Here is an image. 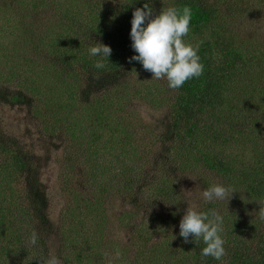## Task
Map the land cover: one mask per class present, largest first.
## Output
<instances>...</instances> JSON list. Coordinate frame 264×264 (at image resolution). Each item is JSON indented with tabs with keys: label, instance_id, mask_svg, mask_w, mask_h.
Wrapping results in <instances>:
<instances>
[{
	"label": "trees",
	"instance_id": "trees-1",
	"mask_svg": "<svg viewBox=\"0 0 264 264\" xmlns=\"http://www.w3.org/2000/svg\"><path fill=\"white\" fill-rule=\"evenodd\" d=\"M110 1L0 0V103L16 112L22 109L29 120L44 119L40 125L46 132L53 121L49 117L54 116L56 123L64 121L73 114L76 102L86 103L90 99V95L81 94L79 81L73 77L72 64L81 62L88 89L111 93L97 105L99 97L85 105L84 114L68 122L72 127L66 133L58 136L55 131L49 132V138L54 140L52 154L61 152L62 160L56 167L64 172L65 189L70 192L73 178L79 184L75 187L79 192L72 196L77 199L81 191L82 196L88 194L90 213L104 209L105 203H109L108 200L104 203V194L115 178L112 175L115 166L105 156L96 157L95 152L107 151L117 133L130 128L124 131L126 137L138 133L142 143L144 139L146 145L151 144L138 162H130L131 173L140 175L137 195L148 189L160 203H169L172 212L162 220L164 224L175 223L185 213L175 202L177 194L185 188L182 181L192 178L206 190L217 184L210 183L212 176H217L220 184L228 174L235 173L232 177L238 183L233 185L236 188L233 196L238 195L235 200L239 202L236 209L232 206L222 216L220 233L226 255L220 260L202 257L205 247L202 239L190 236L185 246L195 252V264H264V220L259 216L264 210V0H118L116 5ZM144 4L154 14L168 7L192 9L185 40L199 44L198 55L204 68L200 77L174 90L168 87L166 79L152 78L139 62H129L137 54L131 47L132 13ZM61 6L66 7L59 11ZM44 10L55 17L48 27L52 29L49 34H43L45 24L40 16ZM97 43L112 49L108 58L89 54L90 47ZM97 61H102L104 68H95ZM56 65L61 68L56 69ZM145 81L153 89L147 87L142 92ZM44 89H48V94H44ZM36 98L39 109L34 106ZM135 98L138 102L134 107ZM114 99L119 100L117 105L112 104ZM147 104V108L155 111L148 122L142 111ZM129 116L133 125L126 121ZM105 120L110 128L100 126ZM6 123H0V264H45L53 251L62 264H92L88 254L98 257L101 263L107 242L100 233L108 225L99 223L94 232L87 228L84 236H65L66 226L69 234L76 232L77 225L84 228L83 213L74 209L61 215L58 229L51 225L40 165L30 162L31 156H25L28 153L23 154V139L20 143L17 131L7 130L13 124ZM81 125H86L88 134H82ZM100 129L111 130L109 138L104 139ZM241 136L253 137L258 143L254 144L255 155L250 161L254 166L236 170L237 165L232 166L236 157L223 158L214 145L224 146ZM119 143L122 151V140ZM170 143L177 145L173 151ZM71 148L86 152L83 163L90 160L96 163L90 162L86 168L82 162H75V158L65 155ZM133 149L131 145L130 151ZM115 158L112 156V160ZM159 165L165 169L160 180L154 172L150 173ZM17 174L24 177V185L16 187L14 194L13 176ZM125 187L124 183L123 190ZM26 201L28 209L24 207ZM206 207L205 213L215 210L213 202ZM22 211L31 222L29 226L20 219ZM33 232L37 234L35 244L30 243ZM52 232L56 237L45 241L44 235ZM140 241L142 250L134 252L132 264H182L175 262L170 253L162 254L157 247L156 250L151 247L147 254L141 253L153 244L146 245L148 239ZM146 255L151 259L145 262Z\"/></svg>",
	"mask_w": 264,
	"mask_h": 264
},
{
	"label": "rangeland",
	"instance_id": "rangeland-1",
	"mask_svg": "<svg viewBox=\"0 0 264 264\" xmlns=\"http://www.w3.org/2000/svg\"><path fill=\"white\" fill-rule=\"evenodd\" d=\"M14 1V0H13ZM111 5H116L117 2L111 0ZM51 4V2L49 3ZM48 4V5H49ZM66 6L58 7L60 9L59 11L63 10ZM53 8V7H52ZM47 10H49L47 8ZM251 10V9H250ZM240 15V14H239ZM245 15H242V18H244ZM41 19L44 21V29L43 34H49L51 33L52 29L48 28L52 25V20L55 19V17L51 16L50 12H46L44 10V14L40 16ZM29 19V18H28ZM60 24V23H59ZM64 25V24H60ZM41 26V24H40ZM7 43V42H6ZM4 42V45L6 44ZM81 62L72 64V71H75L79 74V76L74 72V78L79 81V87L82 90V95L88 96L90 95V99L86 103L82 102H76L73 106L74 112L73 114H70V118L65 117L64 121L57 122L55 121V117L52 116L49 117V119H53L51 123H49V127L46 132L43 133V129L40 125V123L44 119H31L29 120L26 113H23V110L20 109V112H16L15 109H12L8 105L0 103V123L7 122L12 123L13 125L8 127L7 130L12 133L10 130H16L17 131V137L20 138V143H22V139L24 141V149L23 154H26L25 156H31L32 159H30V162L40 165V178L41 182L43 183L44 192L47 196V202H48V209L47 214L49 217L50 224L55 226L57 228L60 225L61 222V215L65 214L67 212H70V209L79 210V212L83 213L81 216L84 223V228L79 229L77 225L76 232L70 233L67 229H69L67 226L64 227L63 231H65V236L71 235L75 237H80L85 235V230L87 231V228L92 232H94V229L97 224L102 223L103 225H108L107 230H104L100 234L102 235L101 238L106 239V245L103 243L101 245L102 247H106L107 252L104 255H101L102 262L100 263L98 260V257L93 256V254H88V258H91L92 264H132V261H134L135 256L132 258V255L135 251L140 252L142 250V245L140 240L148 239L146 245L150 246L148 249L143 250L141 253L147 254L149 250H151V247H156L161 251L162 254L170 253L172 259L175 262H181L182 264H195V252L191 250L190 247L185 246V242L183 239L179 237V222L183 215L177 220L175 223L171 225H167L163 223V219H165L166 215L169 212H172V208L169 206V203H160L161 201L158 200L156 197L151 195L150 190H146L143 193L138 194L141 188V184L139 182L140 175L132 174L129 167L130 162H138L142 156L144 155L145 150H149L151 148V144L146 145V141L143 139V143L141 141V136L135 134L133 136L132 134L127 135V137L131 140H129L126 135L124 134V131H128L130 128H125L124 131L117 133L115 142L109 147L107 151H101L96 150L95 156L96 157H102L105 156L108 158V160H111V163L115 166L114 171L115 173L112 174L115 178L113 182H110L108 185L107 192L104 194L105 199L104 203L108 200V204L104 206V209H97L94 213H90V210L92 208L91 203L86 201V198L89 196L88 194H84L82 191L79 193L80 196L75 199L72 195H76L79 191L76 192V186L79 184L72 178L71 171H68V176L72 178L70 186V192H68L62 185L63 183V177L64 172L62 169L58 170V167H56V163L60 162L62 160L61 152H56L52 154V142L54 141L52 138H49V132L55 131L58 136L62 133H66L70 130L72 126L68 124V122L76 119L78 116H82L84 114V106L89 104L91 100L95 101V97H99L96 101L99 104V101L106 100L109 98V95L111 93L108 92L107 89L104 91H107L108 94L102 92H98L96 89H88L86 85V78L84 75V72L81 68ZM56 69L61 68V65H56ZM71 72V71H70ZM145 79V78H144ZM135 84V83H134ZM120 87V86H119ZM118 87V91H120V88ZM132 87V86H131ZM150 90L149 87H152V84L145 81V84L141 86V91H146V88ZM44 94H48V89L43 90ZM98 92L97 94H95ZM34 101L37 109H39L40 105H38V98H36ZM119 100L114 99L113 105H117ZM138 99H134V107L137 104ZM101 104V103H100ZM143 103H140L139 106L142 107ZM148 104L143 106L142 111L145 112L147 117H145L146 122H148L152 116H154L155 111H153L151 108H147ZM45 118H48L47 116H44ZM95 119V118H94ZM132 117L129 116V118L126 120L128 123H131L129 121ZM97 123V122H96ZM100 125V123H97ZM108 125L110 128V125L108 124V120H105V122H101L100 126ZM131 125H133L131 123ZM80 131L82 134L86 135L88 134V129L86 125H81ZM72 130V129H71ZM102 132L103 138L107 139L109 138L111 134V130L106 129H100L99 132ZM57 137V136H56ZM122 140L123 144V150L125 153L122 155L123 150L121 151V145L120 142ZM255 142L258 143L257 140H255L253 137L249 136H241L236 141L227 142L224 146L214 145V148L218 150L221 154V156L225 159H230L231 157L235 158V163H233L232 166L234 169L238 170L237 167H243V168H251V166H254V163L250 162L254 155L255 151L253 150ZM143 144V145H142ZM134 146V149L132 152L130 151V147ZM172 151L176 149V143H170L169 144ZM128 147V148H127ZM30 152V153H29ZM121 152V153H120ZM65 155L67 157L75 158V162H82V165H85L87 168L88 165L92 163H96L94 161H88L84 162V158L86 155V152L82 151L81 148H71L69 149ZM112 156H117L115 160H112ZM240 157V158H239ZM74 161V160H73ZM72 161V162H73ZM242 162V163H241ZM241 163V164H240ZM64 166V165H63ZM83 168V166H82ZM81 168V170H82ZM156 169H152L150 173H155L156 177L161 179L160 175L161 172H163L165 169L163 166L159 165L158 167H154ZM71 170V169H67ZM232 175L235 176V173L228 174L225 179L222 180L221 185L225 187H230L234 192L236 191V188L233 187V185L236 182V179L232 177ZM13 191L14 194L17 191V188H21L24 185V177L20 175H14L13 176ZM230 178V179H229ZM232 178L235 180L233 181ZM100 179V178H99ZM105 180H107V175L105 174ZM119 179V180H118ZM208 182V181H207ZM211 182L219 184V180L217 179V176H212ZM124 183L127 184L126 190H123ZM185 188L182 190V192L178 193L175 202L178 206V208L183 210L187 209V207H194L197 211L203 212L207 207L208 203L205 202V200L202 197V192L204 189L201 188L203 185L202 183H199L198 181H195L192 178H188V180L182 181ZM209 183V184H210ZM238 183V182H236ZM16 185V186H15ZM240 186V185H239ZM122 188V189H120ZM120 190V191H119ZM118 191V192H116ZM233 192V193H234ZM243 193V191H239ZM6 193H8L6 191ZM76 193V194H75ZM233 193L231 195L232 199H229L226 203L230 206L227 207L225 205V200H214L212 201L214 204V211L218 213L219 215L223 216L224 214L228 213V208H234L236 209V201L235 199L238 198L237 196H233ZM9 194V193H8ZM6 194V196L11 198L10 195ZM140 195L142 197H140ZM179 195L183 198H179ZM159 197V196H158ZM240 197L243 198V195H240ZM163 198V197H159ZM262 203V202H260ZM264 203V202H263ZM138 205V206H137ZM234 206V207H232ZM250 206L248 203H246V207L249 209ZM19 209L22 207V203H19L18 205ZM24 207L28 209L27 207V201L24 204ZM219 208V210H217ZM246 208V209H247ZM217 210V211H216ZM205 212V211H204ZM248 212V210H246ZM20 219L24 224L29 226L31 222L24 216V212H19ZM161 220V221H160ZM34 225V224H33ZM58 229V228H57ZM56 229V230H57ZM62 230V229H61ZM165 237H162V236ZM50 237L54 238L56 237V233L52 232V235H44L45 241H50ZM139 240V241H137ZM93 241V239H92ZM96 251L98 249H95ZM119 251L120 255L119 257L116 256V252ZM100 256V255H99ZM145 262L150 260L151 257L146 255ZM162 264V263H160ZM198 264V263H197Z\"/></svg>",
	"mask_w": 264,
	"mask_h": 264
},
{
	"label": "clouds",
	"instance_id": "clouds-1",
	"mask_svg": "<svg viewBox=\"0 0 264 264\" xmlns=\"http://www.w3.org/2000/svg\"><path fill=\"white\" fill-rule=\"evenodd\" d=\"M192 9L184 6L182 9L168 7L158 13L148 4L143 8H136L131 19V47L137 53L129 58V62H139L145 71L151 73L156 80L166 79L168 87L179 89L188 80L198 78L203 74V64L198 55L199 44L186 42L185 37L190 31ZM112 49L102 43L90 47L89 54L108 58ZM102 61H97L94 67L104 68ZM232 190L220 184H215L202 192L205 202L225 200L231 198ZM264 220V210L259 213ZM223 232V217L212 211L205 213L197 211L194 207H187L179 222V235L185 243L189 237L203 241L205 247L201 251L202 257L211 256L220 260L226 255L225 241L220 233ZM37 234L33 232L30 243L35 244ZM119 251L116 256L119 257ZM45 264H62L53 251Z\"/></svg>",
	"mask_w": 264,
	"mask_h": 264
}]
</instances>
